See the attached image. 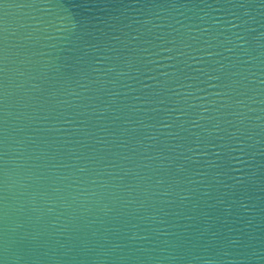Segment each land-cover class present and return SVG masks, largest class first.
<instances>
[{"label": "water", "instance_id": "95a60500", "mask_svg": "<svg viewBox=\"0 0 264 264\" xmlns=\"http://www.w3.org/2000/svg\"><path fill=\"white\" fill-rule=\"evenodd\" d=\"M0 264H264V0H0Z\"/></svg>", "mask_w": 264, "mask_h": 264}]
</instances>
